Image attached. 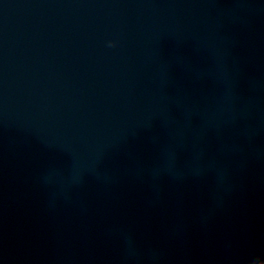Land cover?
I'll list each match as a JSON object with an SVG mask.
<instances>
[{
    "label": "water",
    "instance_id": "95a60500",
    "mask_svg": "<svg viewBox=\"0 0 264 264\" xmlns=\"http://www.w3.org/2000/svg\"><path fill=\"white\" fill-rule=\"evenodd\" d=\"M0 264H264V0H0Z\"/></svg>",
    "mask_w": 264,
    "mask_h": 264
}]
</instances>
